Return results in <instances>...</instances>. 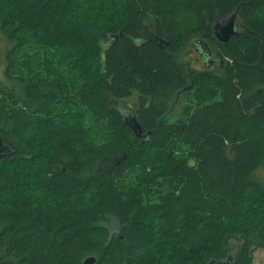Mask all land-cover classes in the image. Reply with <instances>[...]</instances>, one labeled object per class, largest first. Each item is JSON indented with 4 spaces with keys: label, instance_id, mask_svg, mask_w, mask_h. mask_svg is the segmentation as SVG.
<instances>
[{
    "label": "trees",
    "instance_id": "obj_1",
    "mask_svg": "<svg viewBox=\"0 0 264 264\" xmlns=\"http://www.w3.org/2000/svg\"><path fill=\"white\" fill-rule=\"evenodd\" d=\"M0 35V264H253L264 0H0Z\"/></svg>",
    "mask_w": 264,
    "mask_h": 264
},
{
    "label": "rangeland",
    "instance_id": "obj_2",
    "mask_svg": "<svg viewBox=\"0 0 264 264\" xmlns=\"http://www.w3.org/2000/svg\"><path fill=\"white\" fill-rule=\"evenodd\" d=\"M192 41L187 44L184 50L181 52L179 59L183 64H190L192 69L197 72H204L206 70L214 71L215 67H211L209 69L205 68L201 61L199 60L198 56L193 52L192 49ZM7 50V43L2 35H0V78L2 76V71L4 68V54ZM195 54V55H194ZM181 98V97H180ZM190 104L188 100H184L183 98L179 99V104ZM191 105V104H190ZM192 106V105H191ZM119 110L129 118L132 117L135 109V101L130 98L124 101L119 102L118 104ZM176 106L171 108L170 112L176 113ZM253 264H264V251L256 250L253 253Z\"/></svg>",
    "mask_w": 264,
    "mask_h": 264
},
{
    "label": "water",
    "instance_id": "obj_3",
    "mask_svg": "<svg viewBox=\"0 0 264 264\" xmlns=\"http://www.w3.org/2000/svg\"><path fill=\"white\" fill-rule=\"evenodd\" d=\"M236 14H232L227 19H224L218 23H216L212 28V33L214 39L220 44H226L232 37L236 35V26H235ZM115 36L114 38H116ZM108 43V41H106ZM199 45V50L203 53H206L209 56V49L207 45L203 41L195 42V45ZM124 123L130 128L134 136L139 137L142 134V130L139 125L135 122L134 118L125 117ZM11 153L8 149L2 144L0 138V159L8 157ZM94 258H87L83 261V264H94ZM2 264H10V263H2Z\"/></svg>",
    "mask_w": 264,
    "mask_h": 264
},
{
    "label": "flooded vegetation",
    "instance_id": "obj_4",
    "mask_svg": "<svg viewBox=\"0 0 264 264\" xmlns=\"http://www.w3.org/2000/svg\"><path fill=\"white\" fill-rule=\"evenodd\" d=\"M192 49H193V52L198 56L199 60L201 61L202 65L205 68L209 69L211 67H214L215 66L214 64L217 63V60L213 57L210 49H209V56H207L206 53H203V52H201L199 50V45L198 44H196V45L192 44ZM125 117H128V116H125Z\"/></svg>",
    "mask_w": 264,
    "mask_h": 264
}]
</instances>
